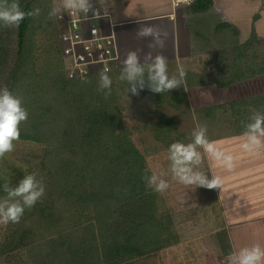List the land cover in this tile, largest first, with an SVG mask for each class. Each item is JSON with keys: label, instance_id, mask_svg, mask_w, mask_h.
Segmentation results:
<instances>
[{"label": "trees", "instance_id": "16d2710c", "mask_svg": "<svg viewBox=\"0 0 264 264\" xmlns=\"http://www.w3.org/2000/svg\"><path fill=\"white\" fill-rule=\"evenodd\" d=\"M19 2L24 10H32L30 0ZM200 6L205 9L208 3ZM33 19L26 18L18 29L0 25V83L22 97L28 110L20 139L50 146L41 168L46 190L33 227L20 228L17 223L8 227L0 256L22 250L27 264H103L97 235L107 232L111 210L142 192L143 176L150 173L129 135L95 115L94 76L81 81L67 78L62 66L46 73L35 68L32 42H26ZM253 40L257 38L252 32ZM263 65L261 69L246 65L245 77L234 70L232 82L263 74ZM252 109L264 112V94L230 103L234 121L246 122ZM3 174L0 197L5 194L3 183L13 180L9 168ZM65 213L87 223L72 229L62 226L60 217ZM21 221L24 224L27 219Z\"/></svg>", "mask_w": 264, "mask_h": 264}, {"label": "crops", "instance_id": "0c3cea01", "mask_svg": "<svg viewBox=\"0 0 264 264\" xmlns=\"http://www.w3.org/2000/svg\"><path fill=\"white\" fill-rule=\"evenodd\" d=\"M100 1L107 4L115 24L119 59L117 68L108 73L113 84L120 81L121 62L128 51L142 49L141 57L149 51L148 40L138 39L135 31L142 24L159 26L168 35L165 47L155 50L153 55L162 53L167 57L170 76L176 72L177 64L185 67V86L188 91L180 87L159 94L146 87L134 99L140 108L156 102L164 108L186 109L189 113L185 115L190 116L188 121H196L195 126L197 122L206 125L208 139L230 153L235 164L228 171L205 156L199 170L209 177L220 175L224 181L220 189L186 186L173 180L168 149H162L166 151L162 157L163 166L155 156L147 159V162L145 160L147 172L161 173L168 168L169 177L165 180L173 182L172 189L192 187L199 200L204 196L213 199L208 201L217 205V218L221 221L219 230L210 232V235L214 234L210 237H217L210 246L215 251L228 256L241 247L257 243L264 246V148L251 153L241 149L244 128L238 125L242 121H234L230 110V103L245 99V95L264 94V88L256 92L246 90L245 85L253 81V78L232 82L234 70H237L239 76L245 77V60L248 59L245 46L249 49L253 43L264 40V0H202L201 4L184 6L175 14L171 0H93V3ZM202 3H208V6L201 9ZM252 32L257 40L250 41ZM96 79H99V75ZM121 82L123 88L128 86L126 82ZM112 89L114 93L118 88L115 86ZM204 93L205 97H201ZM163 122L168 125L167 129L175 128L172 119ZM177 133L175 130L176 137L172 143L181 137ZM164 135L171 141L167 134ZM191 138H185V142H190ZM157 139L168 144L169 148L171 143L168 140L160 135ZM207 214L216 220L212 211ZM170 234L168 237L175 236L174 233ZM220 235L222 244L218 241ZM225 242L229 246L223 245Z\"/></svg>", "mask_w": 264, "mask_h": 264}, {"label": "rangeland", "instance_id": "374dc122", "mask_svg": "<svg viewBox=\"0 0 264 264\" xmlns=\"http://www.w3.org/2000/svg\"><path fill=\"white\" fill-rule=\"evenodd\" d=\"M30 1L32 9L39 8L41 10L40 14L32 21L26 41L27 43L32 42L35 68L41 73L58 70L61 66L63 67V62L58 48L55 17L49 19V12L53 6L60 5L61 0ZM246 51L248 59L245 60V67L248 65L261 69L264 64V44L257 41L249 49L245 48ZM98 75H94L96 88H98L99 79H96ZM251 78L253 81L245 85L246 90L251 89L250 91L256 92L259 88H264V73L259 77ZM115 86L118 89H115L114 93L112 91L107 99L103 93L96 89L95 115L98 114L103 121L113 123L118 132H126L133 145L143 157L145 156L146 162L147 159L155 156L163 166L162 157L166 151L163 152L162 149H168V144L158 140L157 137L160 135L168 140L164 135L167 134L171 139V141L168 140L169 143H172L176 137V130L178 131L177 136H181L177 138V141L187 143L185 138L191 137L190 131L194 129L196 121L194 123L188 121L190 116L185 115L189 113L186 109L164 108L161 103L151 102L140 108L134 99L138 96L130 95V93L127 96L124 90L127 87L123 88V82L112 83V88ZM261 95L263 94L255 93L250 96L245 95V98ZM201 97H205V93L201 94ZM188 111L191 110L188 109ZM215 111L217 110L215 109ZM169 119L173 120L174 129L169 130L166 123H161ZM14 145V150L0 159V175L3 176L4 170L7 171V168L13 171V180L8 182L13 187L30 173H36L37 178L43 180L42 173L45 171L41 170L44 161L43 155L47 154L46 147L50 148V146L22 139L15 141ZM48 154L52 155L53 151ZM155 174L164 180L169 177L168 168ZM168 183L169 188L163 193L155 192L146 184L145 188H140L142 192L135 199L127 202L122 201L123 204L110 211L105 228L107 232L97 235V246L103 264H226L227 255L210 247L212 240L217 239L214 236L210 237L214 235H210V232L219 230L221 224L217 218V205L208 201L213 199L204 196L202 200H199V197L195 196L192 191V187L178 190V187L172 189L173 182ZM4 196L5 194L0 199ZM38 202L31 209L25 210L22 217L27 219V222L23 224V221L20 220L17 223L18 227L34 224L37 218ZM211 211L215 214L216 220L207 214ZM60 218V224L70 226L71 229L87 223V220H77L76 216L70 213L62 214ZM78 221L81 222L77 223ZM13 224L11 222L7 225L0 224V242L6 233L8 234L7 228L15 226ZM217 224L218 229L215 228ZM164 230L165 233H162ZM170 233H174L175 236L168 237L171 235ZM221 237V235L218 236L220 244L223 242ZM223 245L229 246V243L225 242ZM0 264H27V262L24 252L18 250L0 256Z\"/></svg>", "mask_w": 264, "mask_h": 264}, {"label": "clouds", "instance_id": "9594fccd", "mask_svg": "<svg viewBox=\"0 0 264 264\" xmlns=\"http://www.w3.org/2000/svg\"><path fill=\"white\" fill-rule=\"evenodd\" d=\"M175 6L190 3L191 0H174ZM40 9L24 10L19 0H0V25L5 28L18 29L28 17H36ZM106 12L96 7L93 0H61L60 5L53 6L49 19L60 18L62 12L82 14L87 19L91 13L93 18H101ZM138 39L148 40V52L141 57L142 49L128 51L122 60V69L118 79L127 83L125 89L128 96L131 93L138 96L146 87L153 93L163 94L170 90L186 88L187 72L182 64H177L176 72L169 75L168 60L162 53L153 55L157 49L165 47L167 32L156 25H140L135 31ZM109 69L102 68L99 72L97 90L107 99L112 92V78ZM29 113L24 107L23 98L14 94L7 84L0 83V159L14 150V142L20 139L22 123L28 119ZM244 132L240 147L245 152H257L264 148V112L252 109L247 121L241 122ZM191 141L173 142L168 148V160L172 179L186 186L220 189L224 183L220 175L209 177L200 166L205 156L218 163L224 169L231 171L234 157L217 147L216 142L207 136V126L199 122L191 133ZM202 150V151H201ZM146 184L155 192L163 193L169 188V183L155 173L143 176ZM5 196L0 199V224L19 223L26 209H31L45 194V185L37 178L36 173L25 175L16 186H10L5 181L2 185ZM226 264H264V246L253 244L233 250L226 257Z\"/></svg>", "mask_w": 264, "mask_h": 264}, {"label": "built area", "instance_id": "2783aa9c", "mask_svg": "<svg viewBox=\"0 0 264 264\" xmlns=\"http://www.w3.org/2000/svg\"><path fill=\"white\" fill-rule=\"evenodd\" d=\"M194 1L176 7L171 0L173 13ZM94 5L104 9L106 15L103 17L101 11V18H93L90 13L85 19L82 14L62 12L60 18H55L60 56L67 78L82 81L99 74L102 68L109 69V72L117 68L119 51L110 10L104 3Z\"/></svg>", "mask_w": 264, "mask_h": 264}]
</instances>
